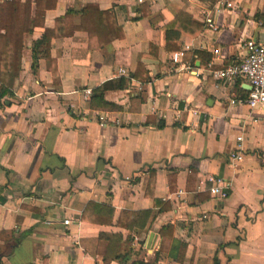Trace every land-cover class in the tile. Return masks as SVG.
<instances>
[{"label": "crops", "instance_id": "1", "mask_svg": "<svg viewBox=\"0 0 264 264\" xmlns=\"http://www.w3.org/2000/svg\"><path fill=\"white\" fill-rule=\"evenodd\" d=\"M218 1L157 0L149 7L57 0L44 27L53 29L70 11L61 27L72 35L51 41L56 85L43 59L31 67V46L43 29L26 35L22 69L10 76L12 95L0 104L1 264H103L99 235L128 234L114 226L121 212L150 214L145 229L131 231L124 262L110 264H264V110L231 105L250 87L214 76L243 60L246 41L264 43V0H234L233 9L217 14ZM88 4L114 12L121 40L89 49L87 34L74 30ZM171 22L180 32L167 50ZM151 45L155 51L145 58ZM185 45L183 66H174L171 55ZM139 64L147 81L143 73L132 78ZM120 77L128 88L104 95L116 107L93 109L92 92ZM98 115L106 118L103 128ZM238 146L244 157L233 165L228 156ZM205 175L230 183L227 199L211 197L209 184L200 187ZM89 203L111 207L113 225L81 221ZM166 226L172 231L162 237Z\"/></svg>", "mask_w": 264, "mask_h": 264}, {"label": "trees", "instance_id": "2", "mask_svg": "<svg viewBox=\"0 0 264 264\" xmlns=\"http://www.w3.org/2000/svg\"><path fill=\"white\" fill-rule=\"evenodd\" d=\"M29 4H32V0L0 1V104L2 99L12 95L8 88V81L11 75L19 73L22 69L25 37L32 29H43L40 38L34 41L31 46L32 70L35 71L38 61L43 59L46 63L47 71L53 77V83L55 85L59 83L56 62L50 56V46L52 40L72 35V32L67 33V31H64L61 27L66 18L71 16V12L69 11L64 16L57 18L53 29H47L44 27L45 13L46 11L55 9L57 0H34V10L30 18H27L26 6ZM80 15V26L74 30L82 31L87 34L89 49L100 50L106 45L123 38V31L117 26L115 15L112 10L102 11L97 5L88 4L81 10ZM142 15H144V13H142ZM196 26L197 24H189L190 29ZM201 30L202 27L199 26L197 33ZM179 32L180 31L176 29L175 23L173 22L165 27L167 50H171L169 43L170 41H177ZM176 49L178 50L179 48L176 47ZM154 51L155 47L153 45L149 46V52L145 55V58L150 57ZM139 73H143L146 76L143 81L149 79L144 72L142 64L137 66L136 72L132 78L138 79ZM127 88L128 80L125 77L105 82L92 92L93 96L89 100L90 106L93 109H114L116 106L104 99L105 93L109 91H121ZM135 101L140 105V99L135 98ZM152 176H154L153 173H151V179ZM150 185L151 183L149 182L146 195L149 194L148 189L150 190ZM3 201L4 199H0V203H3ZM153 203L155 207H159L162 204V202L157 200H154ZM160 209V211H163L164 207H160ZM149 214V212L120 213L114 226L128 232L124 240L119 234L101 233L99 235L96 254L101 257L103 264H110L113 261H119L120 263L124 262L126 257L123 253L127 251L130 245L131 231L145 229V222ZM113 215L114 210L111 207L89 203L82 213L81 221L100 226H112ZM171 231L172 227L166 226L160 230V234L164 237L165 233ZM9 241H13L14 244L20 242L18 239L13 240L12 237ZM180 247L179 256L177 254L174 256L176 261H182L183 259L185 244L182 243ZM3 251L4 249L0 247V256L3 254ZM214 264L218 263L215 261Z\"/></svg>", "mask_w": 264, "mask_h": 264}, {"label": "built area", "instance_id": "3", "mask_svg": "<svg viewBox=\"0 0 264 264\" xmlns=\"http://www.w3.org/2000/svg\"><path fill=\"white\" fill-rule=\"evenodd\" d=\"M138 5H147L152 7L157 0H135ZM234 0H220L216 3L215 12L219 14L221 8L233 9ZM213 27L211 23L208 25ZM190 51V47L185 45L183 49L171 55L170 60L174 66H183L182 59L186 52ZM245 56L241 62H233L229 64L224 70L214 72L216 79L224 82H234L235 80H242L250 87V91L245 99H231V105H244L250 110L261 109L264 110V43L248 40L244 43ZM187 69V68H185ZM118 74L125 75L123 70H119ZM91 91L83 92L84 99L87 100ZM71 107H73L71 105ZM196 115V113H193ZM97 121L100 127H105L106 118L103 115L97 116ZM258 122L256 119L253 123ZM241 138L237 141L241 142ZM244 157V153L240 146L238 149L229 154L228 160L231 164L239 163ZM209 184L207 189L210 196L219 200H225L229 196L230 183L223 177L205 175L200 180V187ZM182 192H179L181 194ZM70 221L65 220L64 225H69Z\"/></svg>", "mask_w": 264, "mask_h": 264}]
</instances>
